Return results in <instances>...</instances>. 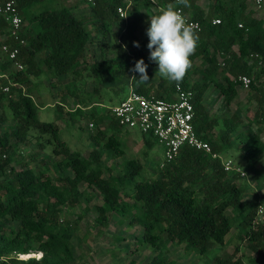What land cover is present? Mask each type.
Segmentation results:
<instances>
[{
  "label": "trees",
  "instance_id": "1",
  "mask_svg": "<svg viewBox=\"0 0 264 264\" xmlns=\"http://www.w3.org/2000/svg\"><path fill=\"white\" fill-rule=\"evenodd\" d=\"M13 1L28 28L24 27L20 36L23 43L8 41L17 47V60L23 64V69L9 71V78L16 85H11L8 92L0 90V101L8 107L14 121L12 128L3 131L6 117L4 112L0 113V264L73 261L71 240L78 220L62 224L60 214L63 206L75 207L83 197L89 199L87 188L101 194L102 202L96 206L98 222L106 223L108 213L114 212L130 218L129 223L141 226L142 242L158 250L148 264H177L165 255L168 242L183 244L187 253L209 254L214 247L226 243L225 237L233 226L237 228L239 240H246L248 247L259 252L264 260V222L254 221L255 207L264 197V190L253 203L244 202L245 180L238 171H225L220 158L182 146L174 159L158 167L156 177L142 178L143 165L135 158H124L121 168L112 173L110 168L103 167V155L108 159L122 157L125 148L117 134L122 127L111 116L109 107L105 112L96 109L89 112V122L96 131L90 136L92 148L87 156L69 150L55 122L39 120L38 106L30 92L31 78L40 75L46 78L72 75L65 85L77 99L78 106L72 116L85 113L83 109L91 103L89 97L74 90V78L81 77L82 73L96 83L121 84L131 72L128 86L142 94L168 99L174 93L176 83L162 77L158 84L160 89L156 90L151 85L146 86V82L132 79L133 76L139 79V73L132 71L136 62L143 59L147 64L148 55L141 49L143 42L135 34L138 21L120 19L117 13V7H125L127 1L94 0V4H88L92 30L100 34L102 44L112 39L110 47L115 51L113 56L100 52V57L91 64L86 62V53L96 41L85 26V17L77 16L72 6H49L50 0ZM130 1L133 8L127 9L129 15L142 1L147 8L157 5V14L167 5H173V0H155L156 4L151 0ZM195 2L189 0L190 7L186 10H191L192 17L202 23V30L196 33L198 46L191 57V60L201 59L196 71L200 79L190 83L187 73L180 83L183 88L194 91V129L221 155L232 146L245 143L242 155L245 167L253 166L264 149L258 134L260 129L250 128L256 122L262 124L264 130V91L260 86L264 79V19L253 16L247 0H208L206 12ZM213 18H219L220 22L212 24ZM121 20L124 25L113 29ZM136 42L139 47L135 46ZM9 64L1 62V71H7ZM240 75L252 78L250 99L256 106L252 116L246 115V130L241 129V120L236 115L219 121L214 115L210 116L201 103L210 85L216 87L227 104L231 103L241 85L237 79ZM96 83L92 92L97 91ZM14 95L16 97H12ZM61 100L58 103L64 106L66 100ZM106 118L109 123L103 130L99 125ZM32 128L40 134H49L48 142L55 144L52 154L63 156L57 167L70 169L71 174L52 178L42 171L35 173L25 164L21 169L14 167L9 153L17 148L13 139L26 142ZM142 135L145 145L151 147L149 136ZM37 146L43 148V142L39 141ZM105 171L107 177H104ZM125 196H130L131 201L125 200ZM229 209L231 215H228ZM12 222L17 224L10 227ZM33 250L42 253L39 259L15 257L16 253ZM214 259V264L240 263V259Z\"/></svg>",
  "mask_w": 264,
  "mask_h": 264
},
{
  "label": "rangeland",
  "instance_id": "2",
  "mask_svg": "<svg viewBox=\"0 0 264 264\" xmlns=\"http://www.w3.org/2000/svg\"><path fill=\"white\" fill-rule=\"evenodd\" d=\"M49 6H72L73 12L77 16L85 17V26L95 39V43L89 46L86 53V62L91 64L97 60L100 52L107 56H113L115 51L109 43L102 44L100 34H96L92 29V17H90L89 5L84 0H50ZM201 5L204 9L208 7V0H202ZM247 7H253L252 11L259 16L264 17V3L258 7L254 0H247ZM133 8V3L128 7V11ZM164 8H162L163 10ZM127 20L136 19L138 27L135 32L141 44V49L148 55L147 72L149 81L146 86L151 85L152 89H160V76H156L158 65L149 59L150 50L144 43H149L147 29L150 27V17L156 15L151 8H147L143 1L139 2L136 11L128 14ZM124 25V21L116 23L113 29L120 28ZM24 27L28 28V23L24 22ZM103 48V49H102ZM102 49V51H101ZM219 60L220 57H219ZM201 65V59L192 60V67L188 70L190 83L197 82L200 79L196 71ZM8 71H12V65L9 64ZM132 73L128 72L121 84L117 83H96L85 73L81 77L74 78V90L91 99L90 106L84 108L82 115L72 116V111L78 106L77 99L65 89V85L72 79V75L68 74L59 78H46L44 75L31 78V95L34 102L38 106V118L41 121L55 122L59 126V136L68 145L70 151H79L82 155L87 156L92 148L90 136L96 131L92 126L88 127L90 120L89 112L96 109L98 112H105L106 108L116 105L129 90V79ZM96 83L97 91L92 92ZM249 88L238 86V94L227 104L218 94V90L214 85L208 86L202 97V105L206 107L210 116H215L221 121L223 118H230L233 114L240 119L241 129L246 130L248 116L254 113L255 105L251 102ZM16 97V95L12 96ZM61 98L66 100L64 106H60ZM254 101V100H253ZM103 106H100V105ZM250 106V110L248 107ZM61 107V108H60ZM247 109V110H246ZM4 112L5 121L2 130L7 131L12 128L14 121L8 107L0 101V113ZM248 114V116H246ZM109 123V119H105L99 128L105 130ZM219 126L214 130L216 133ZM251 129L257 128L259 131L260 141L264 142L263 125L254 122ZM123 142L125 154L122 157L107 158L103 155V167L110 168L112 173H116L122 166L124 158H135L143 165L142 178L150 179L158 176L159 163L163 159V149L153 136H149L152 146L147 147L143 135L137 130H128L120 128L117 133ZM27 141L24 143L17 142V148L13 149L12 164L16 169H21L24 164L30 166L35 173L44 172L52 178L60 175L71 174L70 169L61 170L57 167V163L62 159V155L52 154L54 143L48 142L49 134H40L35 129H30L27 135ZM43 142V148L37 146L38 142ZM246 149L245 143L232 146L223 156L230 158L235 165L241 168L244 175L241 176L246 182V188L243 194V200L246 203H253L264 190V149L258 154L253 166H246V160H243V152ZM35 156V159L31 157ZM110 172V171H109ZM108 172L105 171L104 177ZM240 182H242L240 180ZM262 188V189H260ZM90 198L83 197L75 207L63 206L60 214L61 223H74L78 220L72 237L75 259L67 264H148L151 259L158 254V250L154 247L142 242V228L137 224L129 223L128 217L120 216L114 212L108 213L106 223H100L97 220L96 206L102 202L101 194L91 188H87ZM125 200L131 201L130 196H125ZM231 215L230 209L227 211ZM17 222L9 223L13 227ZM226 243L222 246L214 247L209 254L200 255L196 253H187L184 245L175 243H167L166 256L169 260L175 261L177 264H214V258H228L230 260L240 259L239 264H264L259 252L252 251L246 240H239L237 236V228L233 226L225 237ZM238 245V250L235 247ZM33 250L32 253H37Z\"/></svg>",
  "mask_w": 264,
  "mask_h": 264
},
{
  "label": "built area",
  "instance_id": "3",
  "mask_svg": "<svg viewBox=\"0 0 264 264\" xmlns=\"http://www.w3.org/2000/svg\"><path fill=\"white\" fill-rule=\"evenodd\" d=\"M87 4H94V0H84ZM125 7L118 6L117 13L120 19L127 18V9L131 4L126 0ZM156 4L155 0H151ZM259 6L264 0H254ZM173 6L185 17L187 23L193 26L195 33L202 30L200 20L192 17L191 10L186 7L176 5L173 0ZM212 24L220 22L219 18H213ZM0 63L8 61L13 70H22L23 64L17 60L18 49L9 39L24 42L20 39L24 31V22L20 16L17 6L13 0H0ZM241 26V24H239ZM12 70V71H13ZM7 71H1L0 68V90L8 92L11 85H16L9 78ZM238 81L244 88H249L252 78L247 75L238 76ZM264 91V79L260 84ZM100 106H103L102 104ZM111 116L117 124L128 130H137L141 134L153 136L163 149V159L160 166L174 159L182 146H189L209 153L212 158H220L225 171H238L241 176L244 172L240 167L228 157H221L214 152L211 145L200 138L193 125L194 116V91L190 88H183L180 84H175L174 93L170 98H159L155 95H145L129 86L127 94L114 106L109 107ZM92 127V123H88ZM255 222H264V197L260 198L255 207ZM42 253H16L15 257L26 260L31 257L39 259Z\"/></svg>",
  "mask_w": 264,
  "mask_h": 264
},
{
  "label": "clouds",
  "instance_id": "4",
  "mask_svg": "<svg viewBox=\"0 0 264 264\" xmlns=\"http://www.w3.org/2000/svg\"><path fill=\"white\" fill-rule=\"evenodd\" d=\"M176 5L190 7L189 0H175ZM150 27L147 29L150 50L149 59L158 65L156 76L175 82L177 86L183 81L188 70L192 67L191 57L198 46L199 37L193 26L187 23L185 17L172 4L167 5L159 14L150 17ZM136 47L139 43L136 42ZM148 65L143 59L136 62L132 71L139 73V79L149 81Z\"/></svg>",
  "mask_w": 264,
  "mask_h": 264
},
{
  "label": "crops",
  "instance_id": "5",
  "mask_svg": "<svg viewBox=\"0 0 264 264\" xmlns=\"http://www.w3.org/2000/svg\"><path fill=\"white\" fill-rule=\"evenodd\" d=\"M201 1L202 0H196V2H195V4H196V6L198 7V8H201V9H203L205 12H206V10H207V8L206 9H204L203 7H202V5H201ZM251 8V10L253 9L254 10V8L253 7H250ZM151 9L153 10V11H155L156 12V15H157V10H158V6L157 5H155V7H151ZM253 16L254 17H256V18H262V19H264V17H259L256 13H255V11L253 12ZM264 78V77H263ZM241 87H242V85H240ZM237 94H238V88H237ZM206 108V107H205ZM207 110V109H206ZM221 155V154H220ZM221 157H223V158H225L226 156H223V155H221Z\"/></svg>",
  "mask_w": 264,
  "mask_h": 264
}]
</instances>
